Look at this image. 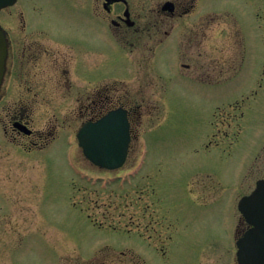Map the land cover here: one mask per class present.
Returning a JSON list of instances; mask_svg holds the SVG:
<instances>
[{
  "label": "rangeland",
  "instance_id": "374dc122",
  "mask_svg": "<svg viewBox=\"0 0 264 264\" xmlns=\"http://www.w3.org/2000/svg\"><path fill=\"white\" fill-rule=\"evenodd\" d=\"M192 3L190 16L163 27L179 49L154 53V42L135 40L123 48L99 21L98 55L83 75L99 91V116L131 111L120 169L92 165L77 144L95 108L91 82L30 106L9 90L0 103V264H220L204 249L229 237L238 184L264 137V0ZM81 15L55 0L29 18L53 31L78 25L90 45ZM12 109L29 111L33 136L2 135ZM205 177L222 203L202 208L191 199Z\"/></svg>",
  "mask_w": 264,
  "mask_h": 264
},
{
  "label": "flooded vegetation",
  "instance_id": "af4514ba",
  "mask_svg": "<svg viewBox=\"0 0 264 264\" xmlns=\"http://www.w3.org/2000/svg\"><path fill=\"white\" fill-rule=\"evenodd\" d=\"M52 1L55 0H15L13 5L0 9V30L6 40L0 103L8 96L9 90L13 92L17 105L30 106L36 102L51 101L53 95L57 96V90L71 91L83 88V81H89L94 85L92 81L84 79L83 71L85 64L88 67L89 63L94 64V57L98 55L97 36L100 20L106 24L112 38L123 48L126 43L132 46L134 40L145 48L147 41H151L156 44L154 53H157L164 44L170 45L173 42H176L179 49V42L175 36L163 29L167 24L165 20L190 16L192 9L194 10L192 3L194 0H148L151 3L149 7L147 0H102L101 2L86 0V9L82 8V0H67L82 11L79 20L90 24L92 38L89 45V43L85 44L82 35L79 34L78 25L75 27L73 25L70 31H53L49 20L48 24L42 20L35 21L29 18L30 13L39 15L41 7L49 5ZM137 7L140 9V17L136 14ZM205 8L207 6L203 7L204 10L199 9L198 12L210 10ZM160 34L163 35L164 40L163 38L159 40ZM95 38L96 48L92 45L94 40L96 42ZM176 58L178 59L177 56ZM181 66L189 67L184 63H181ZM94 87L96 88L95 85L92 86ZM76 93L78 96L82 94L80 91ZM98 99L97 89L90 94V103L95 108L91 115H88L89 120L99 117ZM14 110L12 109L8 129L2 126V135L33 136L32 130L28 127L29 111ZM126 110L130 123L131 111ZM208 144H212L211 140ZM245 170L246 173L243 174L237 187L238 193L230 216L229 237L221 240L219 245L218 240L209 242L208 247L204 249H207L210 255H217L216 262L220 264H264V256L255 257L254 253V250L264 249V137L257 140L256 150L253 151L252 160ZM195 184L199 193L192 196L191 202L202 208L213 203H222L221 196L212 194L210 178L205 177L202 183L199 181ZM180 218L178 214L172 216L174 227L182 225ZM248 233H252L251 237L246 236ZM240 247L252 253L239 258ZM253 256L255 258H252Z\"/></svg>",
  "mask_w": 264,
  "mask_h": 264
},
{
  "label": "water",
  "instance_id": "95a60500",
  "mask_svg": "<svg viewBox=\"0 0 264 264\" xmlns=\"http://www.w3.org/2000/svg\"><path fill=\"white\" fill-rule=\"evenodd\" d=\"M14 2L15 0H0V9L12 5ZM5 58L6 41L0 30V84L4 74ZM76 138L83 155L93 165L106 170L120 168L126 160L130 143L127 111L117 108L108 111L95 121L83 123L77 132ZM251 235L252 233H248L246 236L251 237ZM251 253L252 251L240 247L238 257L241 258V256L250 255ZM254 253L255 257H262L264 256V249L254 250Z\"/></svg>",
  "mask_w": 264,
  "mask_h": 264
}]
</instances>
